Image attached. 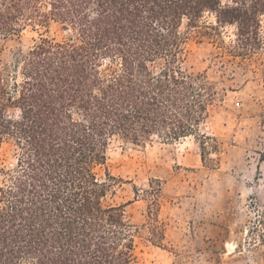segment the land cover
<instances>
[{
    "label": "trees",
    "instance_id": "16d2710c",
    "mask_svg": "<svg viewBox=\"0 0 264 264\" xmlns=\"http://www.w3.org/2000/svg\"><path fill=\"white\" fill-rule=\"evenodd\" d=\"M208 13L215 23H202ZM263 17L264 0H0V150L16 146L13 167H0V264H136L139 229L109 201L123 182L108 168L111 140L197 136L222 91L190 71L187 44L194 35L252 57ZM52 23L62 37L3 59L5 41ZM254 208L247 237L264 261Z\"/></svg>",
    "mask_w": 264,
    "mask_h": 264
},
{
    "label": "rangeland",
    "instance_id": "374dc122",
    "mask_svg": "<svg viewBox=\"0 0 264 264\" xmlns=\"http://www.w3.org/2000/svg\"><path fill=\"white\" fill-rule=\"evenodd\" d=\"M215 21L208 13L202 23ZM42 34L65 33L56 23L29 26L4 42L3 59L14 61ZM222 35L232 44L236 28L226 26ZM187 48L190 71L205 73L222 97L209 108L197 136L178 141L154 136L139 145L113 138L108 168L123 182L109 201L127 204L126 214L139 229L136 264H264L261 250L247 237L254 205L264 207V49L235 57L194 35ZM205 135L216 148L207 151L204 162ZM15 162L16 146L5 142L0 167Z\"/></svg>",
    "mask_w": 264,
    "mask_h": 264
}]
</instances>
